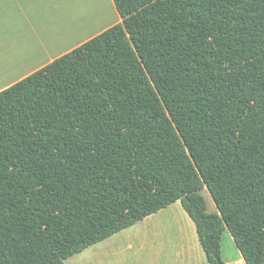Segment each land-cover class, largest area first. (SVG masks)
<instances>
[{
  "label": "trees",
  "instance_id": "1",
  "mask_svg": "<svg viewBox=\"0 0 264 264\" xmlns=\"http://www.w3.org/2000/svg\"><path fill=\"white\" fill-rule=\"evenodd\" d=\"M112 2L0 91V264H65L176 201L208 264L225 230L264 264V0Z\"/></svg>",
  "mask_w": 264,
  "mask_h": 264
},
{
  "label": "crops",
  "instance_id": "2",
  "mask_svg": "<svg viewBox=\"0 0 264 264\" xmlns=\"http://www.w3.org/2000/svg\"><path fill=\"white\" fill-rule=\"evenodd\" d=\"M97 2L104 10H107L106 6L115 8L112 0H0V91L120 22L118 16L115 21H111L109 24L103 23L102 26L98 27L96 15L94 14L93 20L87 16V12L90 13L92 6L94 12H96ZM106 17L107 15L103 14L99 23L104 22ZM177 204H180V202L176 201L138 221L143 222V225H141L143 232L133 234L134 242H126L122 248L123 251L132 250L135 245L140 247L139 250L153 248V252H150V250L144 252L138 264H152L158 261L162 250H159L160 244L156 239L159 233L157 219L163 211L170 210L173 206H175L173 212H175V209L180 211V207L176 206ZM176 214L182 216L180 212ZM187 228L194 238L195 235L197 237L196 229L193 230L192 225L187 224L186 230ZM231 242H233V239ZM198 244L194 245L195 249L199 251L197 259L192 258L191 251H188L190 256L186 257L187 248L183 244L175 245V260L174 263L170 264H208L199 240ZM147 245H149V248ZM236 250L237 248L234 249L231 246L230 252L234 258L231 256L224 258L220 245V255L224 264H242L244 262L239 251ZM179 252L181 255L176 258ZM94 253L96 254L98 251L95 249ZM165 253L170 257V250H166ZM172 258L170 257L168 261ZM195 260H197V263ZM105 263L106 259L105 262L100 261V264Z\"/></svg>",
  "mask_w": 264,
  "mask_h": 264
},
{
  "label": "rangeland",
  "instance_id": "3",
  "mask_svg": "<svg viewBox=\"0 0 264 264\" xmlns=\"http://www.w3.org/2000/svg\"><path fill=\"white\" fill-rule=\"evenodd\" d=\"M102 9L103 8L99 4V2H97L96 12H94L93 6L90 9V13L87 12L88 14L87 16H89V18H92V20L94 14L96 15V17L98 18V24H99L98 27L102 26L103 23L109 24L111 21H115L118 18V14L115 8L106 6L107 10L103 9L102 11ZM103 14H106L107 17L104 20V22L100 24L99 22L101 21V17L103 16ZM83 16L85 17V15ZM201 195L205 200L206 211L208 213L215 212L216 207L208 192L206 190H202ZM179 205L180 204H177L176 206L180 207L179 208L180 211L178 209H175V212H173V209L175 207L173 206L170 210L163 211L159 215V219H157L158 221L157 230L159 233L156 239H158V244H160L159 250H162V253L160 254V258L158 259V261H155L152 264L174 263L175 260L174 252L176 250L175 245H179V244L180 245L183 244L184 247L187 248L186 257L190 256V253L188 251H191L192 258L197 259V254H199V251H197V249H195L194 246L195 244L199 245L197 237L195 235L194 238L193 234H191L188 228L186 230L187 224L192 225L193 230H195L194 223L187 216L182 206ZM177 212H180L182 216L180 217L178 214H176ZM182 217L186 222L183 219H181ZM141 225H143V222H138L131 227H127V229L122 230L117 234H114L112 237L107 238L99 243L93 244L90 247L84 249L83 251L68 257L67 259L64 260V263L65 264H100L101 260L105 262L106 259L105 264H138L139 259L143 257L144 252L145 251L148 252L149 250L150 252H153V248H150L148 250L147 249L139 250L140 247H137L136 245L133 246L132 250H128V251H123L122 248L126 242L128 241L134 242L133 234L143 232ZM231 241H232L231 235L229 234L228 230H225L222 235L221 244H220L222 247V252H223L222 254L224 258H227V256H231L232 258H234L231 255L230 247L232 246L234 249L236 248L234 246V243ZM149 245H147L148 248ZM95 249L98 251V253L96 254L94 253ZM166 250H170V257H173L172 260L170 261H168L170 257L167 256L165 253ZM180 255L181 253L179 252L176 258L180 257ZM144 259L145 257L143 258V260ZM195 261L197 263V260ZM243 263L244 262H242V264Z\"/></svg>",
  "mask_w": 264,
  "mask_h": 264
}]
</instances>
